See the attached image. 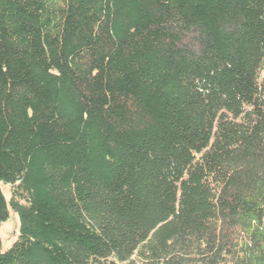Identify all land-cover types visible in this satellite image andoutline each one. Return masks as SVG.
I'll use <instances>...</instances> for the list:
<instances>
[{
  "label": "trees",
  "instance_id": "trees-1",
  "mask_svg": "<svg viewBox=\"0 0 264 264\" xmlns=\"http://www.w3.org/2000/svg\"><path fill=\"white\" fill-rule=\"evenodd\" d=\"M264 0H0V264H264Z\"/></svg>",
  "mask_w": 264,
  "mask_h": 264
},
{
  "label": "rangeland",
  "instance_id": "rangeland-1",
  "mask_svg": "<svg viewBox=\"0 0 264 264\" xmlns=\"http://www.w3.org/2000/svg\"><path fill=\"white\" fill-rule=\"evenodd\" d=\"M260 78L264 79V71L260 72ZM0 190L3 193L6 201L10 199V186L7 184H0ZM9 215L8 218L1 223L0 226V241H1V251L4 252L9 248L16 240L18 233V217L17 215L8 208Z\"/></svg>",
  "mask_w": 264,
  "mask_h": 264
}]
</instances>
